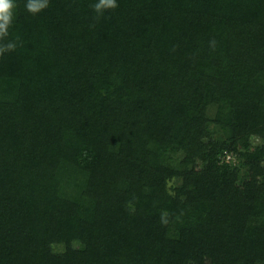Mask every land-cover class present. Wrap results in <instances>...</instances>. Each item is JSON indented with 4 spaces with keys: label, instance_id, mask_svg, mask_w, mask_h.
<instances>
[{
    "label": "trees",
    "instance_id": "obj_1",
    "mask_svg": "<svg viewBox=\"0 0 264 264\" xmlns=\"http://www.w3.org/2000/svg\"><path fill=\"white\" fill-rule=\"evenodd\" d=\"M96 2L16 0L0 264H264V0Z\"/></svg>",
    "mask_w": 264,
    "mask_h": 264
},
{
    "label": "clouds",
    "instance_id": "obj_2",
    "mask_svg": "<svg viewBox=\"0 0 264 264\" xmlns=\"http://www.w3.org/2000/svg\"><path fill=\"white\" fill-rule=\"evenodd\" d=\"M49 6L50 0H25L24 3L25 11L32 15L38 14ZM90 7L97 14L95 19L99 20L105 11L116 9L118 4L116 0H97ZM16 8V0H0V59L6 53L14 52L18 46H22V41L19 36H16L14 39H9Z\"/></svg>",
    "mask_w": 264,
    "mask_h": 264
},
{
    "label": "rangeland",
    "instance_id": "obj_3",
    "mask_svg": "<svg viewBox=\"0 0 264 264\" xmlns=\"http://www.w3.org/2000/svg\"><path fill=\"white\" fill-rule=\"evenodd\" d=\"M254 140H255V142H257V144L260 143V144L264 145V140L258 139V141H257L255 138H254Z\"/></svg>",
    "mask_w": 264,
    "mask_h": 264
},
{
    "label": "built area",
    "instance_id": "obj_4",
    "mask_svg": "<svg viewBox=\"0 0 264 264\" xmlns=\"http://www.w3.org/2000/svg\"><path fill=\"white\" fill-rule=\"evenodd\" d=\"M232 158V155H228L227 159L230 160Z\"/></svg>",
    "mask_w": 264,
    "mask_h": 264
}]
</instances>
